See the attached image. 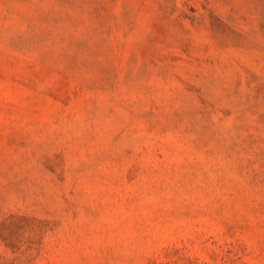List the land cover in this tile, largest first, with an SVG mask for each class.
I'll return each mask as SVG.
<instances>
[{
  "label": "rangeland",
  "instance_id": "1",
  "mask_svg": "<svg viewBox=\"0 0 264 264\" xmlns=\"http://www.w3.org/2000/svg\"><path fill=\"white\" fill-rule=\"evenodd\" d=\"M0 264H264V0H0Z\"/></svg>",
  "mask_w": 264,
  "mask_h": 264
}]
</instances>
